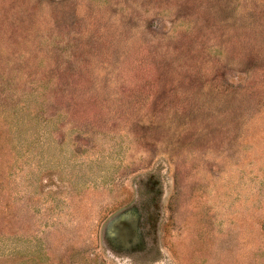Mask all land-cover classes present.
Segmentation results:
<instances>
[{
  "label": "rangeland",
  "instance_id": "1",
  "mask_svg": "<svg viewBox=\"0 0 264 264\" xmlns=\"http://www.w3.org/2000/svg\"><path fill=\"white\" fill-rule=\"evenodd\" d=\"M0 264H264V0H0Z\"/></svg>",
  "mask_w": 264,
  "mask_h": 264
}]
</instances>
